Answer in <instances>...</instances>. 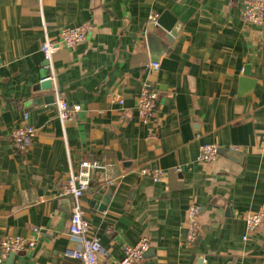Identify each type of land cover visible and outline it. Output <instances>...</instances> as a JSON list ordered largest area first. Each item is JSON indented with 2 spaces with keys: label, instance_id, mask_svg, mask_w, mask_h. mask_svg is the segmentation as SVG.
<instances>
[{
  "label": "crops",
  "instance_id": "crops-1",
  "mask_svg": "<svg viewBox=\"0 0 264 264\" xmlns=\"http://www.w3.org/2000/svg\"><path fill=\"white\" fill-rule=\"evenodd\" d=\"M241 7L242 0H0V241L35 240L0 264H79L64 255L79 243L58 191L84 159L107 162L120 176L109 185L94 173L82 197L100 264H119L124 247L143 236L151 246L140 264H264V224L244 239L246 214L264 205V29L245 23ZM44 21L52 37L65 26H93L86 41L55 54L62 96L81 107L65 128L52 88L37 87L50 73L40 49ZM152 61L161 64L157 73ZM244 76L253 86H242ZM145 81L159 93L149 122L137 114ZM24 112L37 134L17 152L10 134ZM203 144L236 153L199 163ZM141 167L165 174L154 182ZM192 202L203 229L188 244Z\"/></svg>",
  "mask_w": 264,
  "mask_h": 264
},
{
  "label": "built area",
  "instance_id": "built-area-1",
  "mask_svg": "<svg viewBox=\"0 0 264 264\" xmlns=\"http://www.w3.org/2000/svg\"><path fill=\"white\" fill-rule=\"evenodd\" d=\"M242 20L250 25L264 29V0H242L241 7ZM157 24L158 15L152 16L150 21ZM93 26L90 22H85L76 26H65L59 31L57 37H52L47 33V23L43 22L44 39L41 42L40 49L44 60L49 67L50 73L42 81L50 80L57 108V116L62 126L65 128L72 122L80 112L79 105H71L62 96L58 84V71L55 66V54L61 47L74 48L78 44L86 41L88 34ZM1 66V62H0ZM149 67L151 71L160 70V62H151ZM121 103L123 101H120ZM159 105V93L150 81H145L138 96L137 114L142 122L152 120L157 112ZM29 113L24 112L18 123L13 127L10 134L12 147L17 152L28 151L34 143L37 129L29 121ZM262 154L264 155V142L262 145ZM218 157V146L215 144H203L200 147V153L197 162L213 161ZM112 165L97 159H84L76 169L71 168L69 177L60 187L58 197L68 199L71 205V216L69 221V234L77 240L78 247L67 249L64 253L66 257L79 261V264H100L99 256L101 253V244L99 239L91 234L90 223L86 219L82 207V197L90 189L94 173L100 172L105 179L106 184L113 185L120 176L111 175ZM180 171L181 167L178 166ZM141 176H148L154 182L161 181L165 171L159 168L141 167L137 169ZM201 207L197 203H190L186 213L188 244H193L200 236L203 226L200 221ZM246 235L256 233L264 224V205L256 211H250L245 216ZM35 246V240L24 236H5L0 241V263H4L11 254H17L31 249ZM151 243L147 236L139 239L135 245H126L124 247V256L119 264H140L144 259L145 253L150 248ZM63 264V263H60Z\"/></svg>",
  "mask_w": 264,
  "mask_h": 264
},
{
  "label": "water",
  "instance_id": "water-1",
  "mask_svg": "<svg viewBox=\"0 0 264 264\" xmlns=\"http://www.w3.org/2000/svg\"><path fill=\"white\" fill-rule=\"evenodd\" d=\"M159 24H160V21L158 19V22L157 24H153L152 27H154L155 29H157L159 27ZM172 34L174 35L175 34V31H172ZM246 75H247V72H246ZM241 84L242 86L244 87H249V86H253L254 84V81L247 78V76H244L242 77L241 79ZM41 86H44L46 88H52V82L50 80H45V81H42L40 84L37 85V87H41ZM236 150L234 149H231V148H219L218 147V154H221V155H226V156H229L230 158H232L231 155H229V153L231 154H235ZM13 254H11L10 256H12ZM199 264H202V260L199 261Z\"/></svg>",
  "mask_w": 264,
  "mask_h": 264
}]
</instances>
